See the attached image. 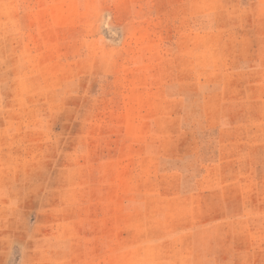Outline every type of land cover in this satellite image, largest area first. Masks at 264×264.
<instances>
[{"label": "rangeland", "instance_id": "rangeland-1", "mask_svg": "<svg viewBox=\"0 0 264 264\" xmlns=\"http://www.w3.org/2000/svg\"><path fill=\"white\" fill-rule=\"evenodd\" d=\"M0 264H264V0H0Z\"/></svg>", "mask_w": 264, "mask_h": 264}]
</instances>
